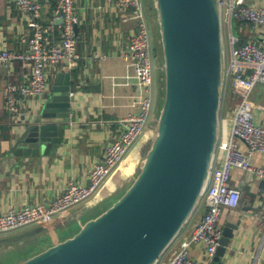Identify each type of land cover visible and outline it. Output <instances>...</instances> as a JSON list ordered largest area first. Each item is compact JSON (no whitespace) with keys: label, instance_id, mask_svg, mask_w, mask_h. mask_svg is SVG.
I'll return each mask as SVG.
<instances>
[{"label":"crops","instance_id":"crops-1","mask_svg":"<svg viewBox=\"0 0 264 264\" xmlns=\"http://www.w3.org/2000/svg\"><path fill=\"white\" fill-rule=\"evenodd\" d=\"M40 2L42 22H52L56 0ZM146 4L154 31L158 23L154 1L146 0ZM76 7L80 18L77 25V50L82 58L73 68H69L66 63L50 65V89L47 94L24 101L20 113L15 117L5 108L3 90L10 82L19 84L27 81L31 67L21 61H14L7 68L0 65V216L11 209H21L29 204H48L72 182L79 185L88 184L93 165L103 159L106 145L121 130V120L139 111L141 88L138 86L135 66L121 57L137 31L135 22L122 18L117 0H76ZM60 23L61 20H58L59 28L54 33L57 40L61 38ZM31 35L30 16L12 2H0L1 47L23 52L27 49L26 40ZM155 40L158 48L156 37ZM103 54L106 58L102 60L100 56ZM159 55L158 49V108L163 98L164 78L163 58ZM60 72L70 74L72 110L71 122L64 127L62 142L42 146L36 153H15L13 146L17 138L40 111ZM227 87L228 85L224 86L220 108V136L224 137L230 132L237 101L233 91ZM250 97L260 105L255 109V121L264 126V84H257ZM153 127L154 120L145 135L94 197L70 209L61 217L31 228L43 226L42 233L47 236L63 232L62 237L55 241L58 243L73 236L85 222L111 206L128 189L140 171L144 150L154 135ZM20 146L22 149L27 148L25 143ZM240 147L247 150L244 142L240 141ZM252 163L257 166L264 165V153L254 154ZM230 184L241 190V199L238 207L225 209L221 217L222 229L227 224H236L237 229L234 230L230 246L220 264H264V226L261 222V214L264 212V184L255 174L239 168L233 170ZM206 208V201L202 199L188 223L162 255L159 264H164L172 258L190 239ZM28 230L1 234L11 237L10 241L0 238V246L8 244V252L14 248L18 249L24 243V237L15 241L12 239L21 235L22 231ZM73 231L76 232L72 234ZM42 233L39 234L43 236ZM189 255L207 264L215 263L214 257L208 256L205 246L201 243H192ZM14 261L9 264L15 263Z\"/></svg>","mask_w":264,"mask_h":264},{"label":"water","instance_id":"water-1","mask_svg":"<svg viewBox=\"0 0 264 264\" xmlns=\"http://www.w3.org/2000/svg\"><path fill=\"white\" fill-rule=\"evenodd\" d=\"M164 100L140 171L128 189L77 233L17 264H156L199 206L220 137L225 54L220 0H154ZM70 74L60 72L15 153L60 144L71 122ZM27 144L22 149L20 144ZM236 224L223 229L220 264ZM35 227L22 233L35 235Z\"/></svg>","mask_w":264,"mask_h":264},{"label":"built area","instance_id":"built-area-1","mask_svg":"<svg viewBox=\"0 0 264 264\" xmlns=\"http://www.w3.org/2000/svg\"><path fill=\"white\" fill-rule=\"evenodd\" d=\"M2 1L12 2L26 12L30 16L32 28L25 51H10L0 45V65L7 68L14 61H21L31 67L27 81L19 84L10 82L3 90L5 108L15 117L20 113L24 101L43 97L49 91L50 65L66 63L69 68H73L82 58L77 50V25L80 18L76 0H56L54 19L47 24L42 22L40 0ZM220 3L231 30L234 21L239 30L237 35L232 31L224 67V86L232 81L231 88L238 104L233 112L230 132L227 137H219L214 153L202 197L206 201V211L190 239L164 264H207L190 257L189 247L192 243L203 244L208 256H215L223 237L220 224L222 214L225 209L240 205L241 190L230 184L234 169L253 173L264 184V165L252 163L254 154L264 153V126L255 121V109L260 105L250 97L257 84H264V0H220ZM117 7L122 18L134 21L137 28L127 51L121 57L135 66L138 86L141 88L139 111L121 120V130L106 145L103 159L93 165L88 184L72 182L48 204L11 209L0 216V234L62 216L94 197L145 135L158 112V48L146 0H117ZM58 20H61V38L57 40L54 33L59 28ZM242 36L247 37L245 42L240 41ZM100 58L103 60L106 56L103 54ZM240 141L247 145V150L241 149ZM261 222L264 226V212L261 214ZM161 257L156 264H159Z\"/></svg>","mask_w":264,"mask_h":264},{"label":"rangeland","instance_id":"rangeland-1","mask_svg":"<svg viewBox=\"0 0 264 264\" xmlns=\"http://www.w3.org/2000/svg\"><path fill=\"white\" fill-rule=\"evenodd\" d=\"M154 1V0H153ZM155 8V6H154ZM225 16H226V13L223 12L222 13V35H223V47H224V54L225 56H227L228 52H229V48H230V41H231V38H232V31L234 32L235 35H237L239 33V30H238V27H237V23L234 21V24H233V30H231L229 24L226 22L225 20ZM155 18L158 20L157 18V13L155 14ZM153 35L156 37L157 39V42H158V49L160 50V57L161 59L163 58V55H162V49H161V43H160V27H159V24L157 23L156 25V28L155 30L153 31ZM163 77H164V67H163ZM163 82V86H162V100H161V105L159 107V110L163 104V100H164V85H165V79L163 78L162 80ZM232 81L230 82V84L228 85V89H231L232 90ZM233 91V90H232ZM234 94V92H233ZM235 96V95H234ZM238 102L236 101V104L234 105V108H236ZM159 112V111H158ZM157 112V113H158ZM156 113V115H157ZM156 117V116H155ZM154 120V119H153ZM152 120V121H153ZM150 147V145H149ZM30 205V204H29ZM27 205V206H29ZM33 205V204H32ZM10 211V210H9ZM8 211V212H9ZM7 212V213H8ZM58 217V216H57ZM61 217V216H60ZM56 218V217H55ZM54 219V218H53ZM53 219H50L51 221ZM50 220L46 221V222H49ZM42 223H45V222H42ZM38 224H41V223H38ZM37 224H33V225H30L28 226L27 228H25L26 230L29 229L31 230L32 228L31 227H34L36 226ZM31 228V229H30ZM24 229V230H25ZM23 233H25L24 231H22ZM20 232V233H22ZM27 232V231H26ZM43 232V231H42ZM41 232V233H42ZM76 231H73V233H75ZM13 233V231H12ZM20 233H17L20 234ZM61 233L63 232H56V233H52L51 235H48L45 234V233H42L44 234L43 236L39 233L35 234V235H26L24 237V243L22 245L19 246L18 249H14L11 250V251H7L6 248H9L8 244H6L5 246H0V263H3V262H7V264L13 262L15 259V263H12V264H17L19 262H22L24 261L25 259H27L28 257H31L39 252H41L42 250H44L45 248L48 247V245H51L53 243H56L61 237ZM66 233V232H65ZM64 233V234H65ZM77 233V232H76ZM70 234V233H69ZM10 235H7V236H4V235H1L0 234V238H4L3 240L6 239V241H10ZM16 237V236H15ZM16 239H12V241H15ZM50 241V242H49ZM56 241V242H55Z\"/></svg>","mask_w":264,"mask_h":264},{"label":"trees","instance_id":"trees-1","mask_svg":"<svg viewBox=\"0 0 264 264\" xmlns=\"http://www.w3.org/2000/svg\"><path fill=\"white\" fill-rule=\"evenodd\" d=\"M247 40V37H245V36H242V38H241V42H245ZM148 149H149V146H147L146 148H145V150H144V154H146L147 153V151H148ZM29 258V257H28Z\"/></svg>","mask_w":264,"mask_h":264},{"label":"bare ground","instance_id":"bare-ground-1","mask_svg":"<svg viewBox=\"0 0 264 264\" xmlns=\"http://www.w3.org/2000/svg\"><path fill=\"white\" fill-rule=\"evenodd\" d=\"M164 86H165V85H164ZM46 94H47V93H46ZM155 116H156V115H155ZM155 116H154V118H155ZM154 118H153V119H154ZM153 119H152V120H153ZM151 123H152V121H151ZM150 126H151V125H150Z\"/></svg>","mask_w":264,"mask_h":264}]
</instances>
